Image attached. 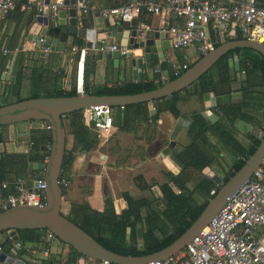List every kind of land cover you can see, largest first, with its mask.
<instances>
[{"label":"crops","instance_id":"obj_1","mask_svg":"<svg viewBox=\"0 0 264 264\" xmlns=\"http://www.w3.org/2000/svg\"><path fill=\"white\" fill-rule=\"evenodd\" d=\"M20 1L24 2L26 0ZM30 1L33 7L38 6L41 2V0ZM55 1L58 0H49V3L52 4ZM82 1L87 8V13L82 18L88 24H91L94 14L97 13L99 15L103 9L123 5L127 0ZM237 2L238 0H228V5L233 6ZM258 3L263 4L264 0H258ZM35 16L37 15L33 9L27 12L14 9L5 18L0 20V75L5 72L6 66L9 63L8 57L2 54L3 49L10 52L13 50L20 52L25 59L18 97L16 98L9 89L12 83L8 80L2 81L0 82L2 83L0 84V106L12 103L17 99L24 100L28 98L30 91L29 74L35 67H41L48 73L46 82L43 85L46 90L57 88L63 92H74V87L77 83L75 65L77 53H71L68 49L81 48L84 46V40L69 36L66 42L67 46L61 52H47L40 60L38 51L35 48L29 50V47L33 46V44L26 41L27 35L33 36L40 29L34 25ZM133 20L136 21L137 29L141 30V25L143 24L152 29L150 32H142V36L152 34L156 30L159 31L162 26V23L156 17L149 15H141ZM116 22L118 21L116 20ZM128 24H122L124 27L119 40V47L126 49L128 51L127 55H131L133 58L141 57L142 52L140 49H131L127 45L125 28ZM231 30L230 25V28L221 34L216 35L207 32L206 40L212 44L216 42L222 43L225 38H231L232 40L230 35ZM234 34H237L236 31H234ZM103 37L104 34H98L95 35L94 39H103ZM80 43L82 46H78ZM105 43L116 45L114 39ZM154 44L159 48L157 41H154ZM148 52L150 55L149 64L151 65L152 60L155 59L157 64L164 63L166 65L167 68L165 70L169 69V65L173 62L178 64L188 63V66H190L198 59V55L195 56L192 49L174 51L169 48L166 51H156V47L152 46ZM119 57L113 54L111 58H105L93 53L90 49L86 51L82 71L85 68L89 73L87 81L88 90L112 89L124 84L139 83L132 81L129 76H123L118 73L113 61L118 60L122 62L123 59ZM144 63L146 64V62ZM158 68V65L154 67L151 65L150 69L143 68L141 71V82L152 81L154 74L156 75L155 70ZM238 71H235V78L237 82H241L244 79V74ZM9 77H13L11 71ZM226 94L229 95L228 104L236 103L242 97L238 84L231 85L229 92ZM176 107L179 112L177 118H172L164 112L159 114L155 121L134 122L125 131L118 128L122 125V109L116 108L112 111L111 128L100 136H96V143L90 148H83L82 146L83 131L78 132L74 138L64 128V156L71 158V163L63 177V179L67 180L68 187L61 197L60 212L63 215H67L71 204L83 203L91 210L101 212L103 200L110 198L114 214L119 215L126 208V203L122 198L123 195H128L133 199H145L150 204L149 209L161 210L163 206L159 191L160 185L167 184L175 194L179 193L177 188L173 187L169 182L170 177L177 180L183 186L189 193L190 199L195 206H199L206 201L205 196L198 191V185L204 181H210L211 176H216L222 181L235 157L231 149L220 145L208 133V143L212 147L214 161L201 171L183 168L180 160L173 157L182 153L187 146L188 141L185 136V129L189 124V116L195 112H202L203 108L201 99L191 95L190 90L179 93ZM217 109L219 108L211 110L212 114L217 117V120L213 124L218 123L224 127L231 138L240 146L244 147L248 145L249 142L245 143V140H248L251 134L245 131L239 133L235 129L236 123L241 120H236L233 124H230ZM244 111L250 114L249 111L251 110L244 109ZM80 116L83 127L87 128L88 126L82 119L83 114L80 113ZM178 121L181 122L180 128L177 133H173V128ZM241 122L253 127L248 121ZM213 124L208 123V125ZM260 124L261 122H259L258 127H260ZM44 134H47V132L43 129V122H25L0 127V183L4 182L7 185L4 193L9 194L12 192V184L16 179H22L29 186L33 180L42 178L41 171L28 168L29 164L39 163L27 161V158L34 153L33 142L39 146L37 156L42 152H46L41 147L47 145V143H40V138ZM173 135V143L182 148L176 155L169 153L166 157L172 164L175 172L166 169L159 157L162 149L168 146L170 143L169 138ZM8 157H13V162H4L5 158ZM18 158H22L25 161L20 162ZM136 177L139 178L137 182L140 188L136 186ZM214 188L217 187L214 186ZM212 189H209V192ZM120 201H123L125 205L124 209H121ZM149 209H142L141 216L144 217ZM44 235L45 233L43 234L41 243H27L21 247L19 246V249L16 250V257H24L33 264L74 263V260L73 262L69 261L70 258L75 259V255L73 257L67 245L56 239L48 241L44 238ZM5 236L6 234L0 237L1 242H3V237ZM7 241L10 242V249L2 248L1 251L6 256L11 257L10 251L14 243L10 240ZM77 264H92V261L86 258H79Z\"/></svg>","mask_w":264,"mask_h":264},{"label":"water","instance_id":"obj_2","mask_svg":"<svg viewBox=\"0 0 264 264\" xmlns=\"http://www.w3.org/2000/svg\"><path fill=\"white\" fill-rule=\"evenodd\" d=\"M20 1V0H18ZM30 1V0H29ZM49 0H41L38 6L49 5ZM64 8L58 10L54 24L47 22L44 15H38L34 18V25L40 29L33 35H27V42H31L33 46L29 50L35 48L38 51L39 59L44 57L43 49L47 48L48 52H61L65 48L67 38L77 37L84 40L86 49H96L99 43L115 40L119 47V40L123 30L122 24L116 22L113 17L101 18L97 13L91 24L79 17L74 9V0H63ZM80 26V27H78ZM232 30L230 35L231 41L223 42L214 48L211 52H207L198 57L187 70L173 80H168L160 84L151 91L142 92L134 95H92L85 94L82 91L75 93L71 97H52V98H31L21 101H13L6 105L0 106V127L14 125L25 122H45L48 123L49 143L42 146L41 149L47 152V161L44 165L29 164L31 170L42 172V180L45 184L44 189V205L41 207H14L0 212V237L3 241L10 240L14 243L11 249V257L0 251V264H33L26 258H17L16 250L19 249L17 244V231L32 230L46 231L51 233L54 238L61 243L70 247L75 253L73 264H77L79 258H86L91 261H105L110 264H147L157 260H163L180 252L185 245L196 236L199 231L206 226L208 221L223 206L226 198L232 194L242 183L248 180L253 171L259 166L264 155V125L260 124L262 131L257 137L258 145L254 152L245 160L241 168L236 171L226 182L221 181L216 176H211L210 181L217 187L214 195L207 200L205 207L191 223V225L172 243L165 246L160 251L146 256H122L112 253L99 244H97L90 236L81 231L77 226L69 222L60 212V202L62 191L59 188V171L62 159L64 157V140L65 131L63 120L67 114L72 112H82L84 110L104 106L109 108H123L140 103H145L149 115L154 114L152 102L158 99L169 97L183 89L190 87L195 83L201 75L208 71L223 55L231 50H248L256 53L264 62V45L255 41L237 40L234 34V24H231ZM126 42L131 49H140L141 57L133 58L131 55L120 56L122 62L114 60L113 64L117 68L119 74L129 76L132 81L141 82V71L143 68L150 69L149 64V48L156 47V51H166L169 49V42L165 34L161 31L153 32L149 35L142 36V31L137 29L136 21L132 20L125 28ZM104 34L103 39L95 40V35ZM42 42L39 43L38 40ZM158 42V47L154 44ZM21 45V44H20ZM19 45V48H20ZM18 48V49H19ZM70 50V48L68 49ZM118 56L117 53H113ZM105 55V58H111V55ZM14 57L9 60V69L6 73L0 75V82L9 81L13 83L14 78L9 77ZM146 62V64L144 63ZM233 68L237 72L239 69L238 58L233 59ZM2 84V83H0ZM203 111L199 113L200 117L209 124H213L217 117L212 114L211 110L219 108L221 105L229 103V95L224 94L215 96L212 92L201 95ZM181 122L178 121L173 128V133H177ZM187 125V124H184ZM236 131L239 133H250L252 126L238 121L235 125ZM174 135L169 138L170 143L163 148L160 158L163 165L171 172H175L172 164L166 158L169 153L176 155L182 148L173 143ZM245 140V143H248ZM121 209L125 208L123 201H120ZM133 219H130V222ZM140 228V225L136 226ZM130 223L126 224L125 239H129ZM49 264V263H47Z\"/></svg>","mask_w":264,"mask_h":264},{"label":"trees","instance_id":"obj_3","mask_svg":"<svg viewBox=\"0 0 264 264\" xmlns=\"http://www.w3.org/2000/svg\"><path fill=\"white\" fill-rule=\"evenodd\" d=\"M260 5L264 6V3ZM236 36L237 40H243L239 34H236ZM230 40L231 38H225L222 43ZM220 44L221 42H216L214 48ZM78 46H82L81 43ZM234 57L238 58L239 71L244 72V79L241 82H237L235 78L236 73L231 62ZM24 60L20 52L15 53L11 67V75L14 77V82L10 85L9 89L16 98L18 97L20 88ZM151 65L153 67L158 65L162 71L167 68L164 63L157 64L155 59L152 60ZM47 75L48 73L41 67H35L30 71V91L27 99L71 97L75 95V91L63 92L57 88L46 90L43 85L46 82ZM88 77L89 73L84 68L82 71V92L96 96L134 95L154 90L159 86V84L153 81L156 78L154 74L152 81L124 84L112 89L90 91L87 88ZM173 79L175 78H171L170 80ZM234 84H238L239 86V91L242 94L241 99L236 103L220 106L217 111L230 124H233L236 120H241L248 121L253 127H258L259 122L264 119V62L256 53L238 49L229 51L208 71L201 75L195 83L181 92L190 90L191 95L201 99L202 94L209 92H212L215 96L224 95L229 92V87ZM181 92L153 101L152 105L155 114L152 116H149L145 103L124 106L121 111L122 125L118 128L125 131L134 122L155 121L159 114L164 112L172 118H177L179 112L176 103L178 95ZM16 101H21V99H17ZM244 109L251 110L249 111L250 114L245 113ZM80 113L72 112L67 114L63 120V125L67 133L74 138L78 132L83 131L82 146L83 148H90L96 143V135L90 127H83ZM188 121L189 124L185 129V136L188 141L187 146L182 153L173 158L180 160L183 168L201 171L204 167H207L214 161L213 150L207 138V134L210 133L220 145L231 149L235 157L222 179L223 182H226L241 168L245 160L254 152L258 145V141L249 136L248 145L244 147L240 146L231 138L224 127L218 123L208 125L197 112L192 113ZM40 143H49V132L42 135ZM33 144L34 153H31L32 155L27 158V161L42 163L43 159L47 157V152H42L37 156L39 146L35 142ZM18 160L20 162L25 161L22 158H18ZM4 162H13V157L5 158ZM70 163L71 158L64 156L60 166L59 179L64 177L70 167ZM138 179L136 177L135 182L136 186L140 188L137 182ZM169 182L173 187L177 188L179 193L175 194L167 184L160 185L159 191L163 206L161 210L149 209L150 204L145 199H133L128 195H123L122 198L126 203V208L119 215L114 214L111 199L105 198L101 212L91 210L85 203L71 204L67 215L64 216L69 222L90 236L97 244L112 253L130 257L150 255L172 243L191 225L205 207L207 200L210 199L211 196L208 194L209 189H214V185L210 181H204L198 185V191L205 196L206 201L199 206H195L190 199L189 193L177 180L170 177ZM63 192L62 190V195ZM147 208L149 209L148 212L142 217L140 214L141 210ZM131 218L133 221L130 222ZM127 223H130L128 240L125 239ZM137 225H140V228H137ZM45 232L44 230L17 231V244L21 247L27 243H41ZM2 248L10 249V242L7 240L0 241V249ZM69 249L74 257V251L70 247ZM73 260L74 258L69 259L70 262H73Z\"/></svg>","mask_w":264,"mask_h":264},{"label":"built area","instance_id":"obj_4","mask_svg":"<svg viewBox=\"0 0 264 264\" xmlns=\"http://www.w3.org/2000/svg\"><path fill=\"white\" fill-rule=\"evenodd\" d=\"M73 6L79 17L87 13L82 0H74ZM63 8V0L34 7L29 0H0V20L14 9L21 12L33 9L37 16L44 15L48 23L54 24L58 10ZM141 15L156 17L162 23L159 31L166 35L171 50L192 49L198 57L214 49V44L206 40V33L221 34L232 23L233 30L243 40L264 45V6L257 0H238L233 6L228 5V0H127L123 5L103 9L99 13L101 18L113 17L122 24H128ZM151 30L149 26L141 25L142 32ZM88 50L84 46L69 50L77 53L75 93L82 91V64ZM90 50L101 56L113 53L125 56L128 53L124 48L105 42ZM42 52L46 54L48 49ZM15 53L14 50H2L9 60ZM188 65L173 62L167 70L156 69L154 83L160 85L180 76L189 68ZM8 69L6 66L4 73ZM113 110L104 106L93 107L81 112L82 119L96 136H100L111 128ZM261 124L264 125V119ZM43 129L49 132L48 123L43 122ZM261 131L260 127H252L251 137L257 140ZM46 161L47 157L41 165ZM58 185L61 191H65L68 182L61 178ZM6 188V183H0V212L14 207L44 205L45 184L42 178L33 180L29 186L22 179H16L9 194L4 193ZM215 189L209 192L210 196L214 195ZM44 238L48 241L55 239L49 232H45ZM92 264L110 263L92 261ZM147 264H264V155L251 177L226 198L218 212L180 252Z\"/></svg>","mask_w":264,"mask_h":264}]
</instances>
